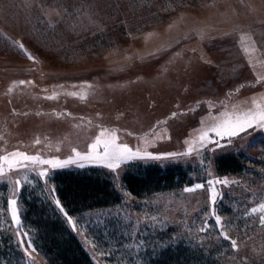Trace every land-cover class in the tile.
I'll return each mask as SVG.
<instances>
[{
	"label": "rangeland",
	"instance_id": "1",
	"mask_svg": "<svg viewBox=\"0 0 264 264\" xmlns=\"http://www.w3.org/2000/svg\"><path fill=\"white\" fill-rule=\"evenodd\" d=\"M257 104L264 108V0H0V157L75 158L73 150L87 153L101 131L102 139L114 134L117 144L141 154L194 149L189 156L134 159L115 171L87 160L78 161L84 167L29 162L13 170L0 161V229L20 246L27 233L26 264H47L24 225L20 196L28 187L50 199L97 264H151L180 245L213 255L218 264H264V148L257 143L264 131L249 129L231 144L222 139L224 148L198 143L223 113L257 110ZM230 152L244 154L245 171L218 172L217 157ZM138 163L192 167L205 187L136 198L123 176ZM86 167L107 170L124 202L71 215L52 178L58 170ZM209 179L228 181L215 185V205ZM13 199L19 226L8 209Z\"/></svg>",
	"mask_w": 264,
	"mask_h": 264
},
{
	"label": "trees",
	"instance_id": "2",
	"mask_svg": "<svg viewBox=\"0 0 264 264\" xmlns=\"http://www.w3.org/2000/svg\"><path fill=\"white\" fill-rule=\"evenodd\" d=\"M257 143L264 148V137ZM215 165L223 175L239 174L248 167L244 154L236 152L218 156ZM52 180L58 197L71 215L115 207L125 200L113 176L99 167L58 170ZM123 183L133 196L143 198L193 186L196 180L192 167L138 163L124 174ZM20 198L24 206V225L47 264H97L44 193L26 187ZM26 262V254L11 231L0 229V264ZM151 264L218 263L213 255L180 245L168 247Z\"/></svg>",
	"mask_w": 264,
	"mask_h": 264
},
{
	"label": "snow or ice",
	"instance_id": "3",
	"mask_svg": "<svg viewBox=\"0 0 264 264\" xmlns=\"http://www.w3.org/2000/svg\"><path fill=\"white\" fill-rule=\"evenodd\" d=\"M20 48L23 49V45H20ZM25 54L28 56L29 59H33L34 57L31 56L30 53H27L25 50ZM21 84H24V81L20 82ZM72 95H76L75 93H72ZM48 99H55V96L47 97ZM257 110L249 109L248 111L241 113V114H228L223 113L222 116H224V119L220 120L219 122L214 123L211 127H209L207 130H203L201 132V135L198 137V143L200 145V148H204L206 144H215L217 148H224L226 145L221 144L220 141L222 139H227V144H231L232 138L240 136L242 133H246L249 129H259L264 131V108H262L260 105H256ZM175 115V114H173ZM214 133L216 137L219 139H211L209 137V133ZM104 136V132L101 131V133L96 137L95 141L89 145V151L85 154H81L78 151H74L75 158L69 157L66 160H60V159H53V160H46V159H40L37 156H29L22 152H15L11 153L10 155L15 159L14 161L9 160V156H3L0 157V161H3L8 164L9 169H22L27 166L29 162L31 163H38L43 165H51L53 169L57 168H64L71 165H76L79 167H84L82 163L78 164V161H89L92 163H95L99 166L108 168L110 170L115 171L118 169L122 163L134 160V159H149V160H160V159H166L170 157H177V156H189L194 151L193 147H189L188 150L184 153H165L161 155H153L149 152H144L141 154L139 151H133L131 148H129L128 145H120L116 143V136L113 134L112 138L110 140H104L102 137ZM39 141H37L38 143ZM187 143V141H186ZM3 173V166L0 165V174ZM41 176H45L46 173H40ZM19 184V181L16 182ZM235 183V182H233ZM216 184H224L227 186L228 181L217 179L213 181L212 179L207 180L208 185V192H209V199L213 205L217 202V193L215 191V185ZM205 187L202 183H196L192 187H186L184 189L185 192L191 193L196 192L197 190L203 189ZM8 209L10 211L12 220L15 222L17 226L20 225V218L18 215V210L16 207L17 201L16 200H9L8 202ZM56 205L60 209L61 212H64L63 207L60 205L59 199L56 200ZM258 209L256 207L251 208V213L255 214L257 213ZM259 211L264 212V204H261L259 206ZM65 216H67V213H64ZM215 223L218 227L221 226V218L217 215L214 217ZM68 222L72 224V220L69 217ZM259 222L262 226H264V215L259 216ZM73 230H75L76 225L72 224ZM201 231H207V222H205V227L201 229ZM220 236L223 237L224 240H229V236L226 234L225 231H220ZM20 234L18 233V236ZM25 239H22L20 241L21 246H23L24 243H27L28 248L32 247V243L30 240H27V233L23 234ZM230 247L233 249L237 248V241L235 239H232L230 241ZM27 254V250H25Z\"/></svg>",
	"mask_w": 264,
	"mask_h": 264
}]
</instances>
